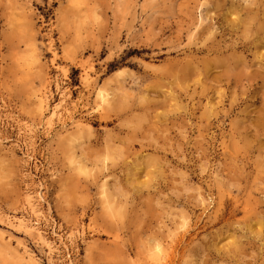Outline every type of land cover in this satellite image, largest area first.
<instances>
[{"label":"rangeland","instance_id":"obj_1","mask_svg":"<svg viewBox=\"0 0 264 264\" xmlns=\"http://www.w3.org/2000/svg\"><path fill=\"white\" fill-rule=\"evenodd\" d=\"M23 246L264 264V0H0V264Z\"/></svg>","mask_w":264,"mask_h":264},{"label":"bare ground","instance_id":"obj_2","mask_svg":"<svg viewBox=\"0 0 264 264\" xmlns=\"http://www.w3.org/2000/svg\"><path fill=\"white\" fill-rule=\"evenodd\" d=\"M104 92H106V93H104ZM104 92L103 91H101V90H99L98 92H97V94H96V97L98 98V100H99V102L100 103H106V101H107V91H105V89H104ZM41 99V98H40ZM43 103V102H42ZM98 106H99V104H98ZM56 107V106H55ZM56 109L57 108H53L52 109V111H51V113H50V115L51 116H53L55 113H56ZM66 118H67V120L68 119H71L72 120V117H71V113H67L66 114ZM65 117V116H64ZM60 120H61V118H60ZM70 121V120H69ZM72 121H74V120H72ZM78 121V120H77ZM77 121H74L72 124L74 125H76V123L78 124V122ZM64 122V121H63ZM81 123V122H80ZM62 125V124H61ZM35 195V194H34ZM26 201H27V207H29V209L28 210H30L29 211V213L31 212V214H32V216L34 217H38L39 216V209L40 208H38V204H37V202H39V200H40V196H38V194L36 195V197L35 196H30V195H27V197H26V199H25ZM40 204V203H39ZM41 214H44V213H41ZM45 215V214H44ZM23 218V217H22ZM39 218V217H38ZM46 219V218H45ZM25 220H27V219H25ZM24 219H21V218H16L15 219V221L18 223V224H20V225H24V226H27V228H28V230L29 231H35L36 232V234H37V236L39 237V239H40V241L42 242L41 244H44V246H46V248L48 249V251H49V254H52V253H56L57 252V248L55 247V246H53L52 245V243H50L49 241H47V240H45L46 238H44L43 237V235H42V233H41V231L39 230V228L38 227H36V226H34V225H30V223H29V226L27 225L28 223L25 221ZM35 220V219H34ZM33 220V221H34ZM41 220V219H40ZM39 220V221H40ZM29 221H31V220H29ZM42 221V220H41ZM32 222V221H31ZM38 223V222H37ZM39 225H40V223H39ZM37 237V238H38ZM48 239V238H47ZM58 246V245H57ZM23 248H24V246H23ZM24 251V253H25V255H26V257L25 258H27L30 262H32L33 264H36V263H34L36 260L33 258V256L24 248L23 249ZM47 251V250H46ZM57 256V255H56ZM49 257H51V256H49ZM51 259H52V257H51ZM53 260V259H52Z\"/></svg>","mask_w":264,"mask_h":264}]
</instances>
